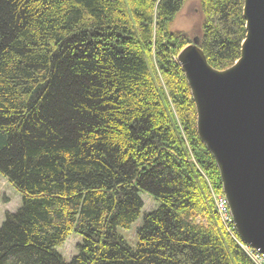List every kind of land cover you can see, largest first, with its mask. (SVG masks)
<instances>
[{"label": "trees", "instance_id": "16d2710c", "mask_svg": "<svg viewBox=\"0 0 264 264\" xmlns=\"http://www.w3.org/2000/svg\"><path fill=\"white\" fill-rule=\"evenodd\" d=\"M187 0H0V173L22 194L0 264H255L219 215L182 67ZM201 43L241 55L244 0H199ZM137 246L118 231L141 216ZM82 237L67 261L59 252Z\"/></svg>", "mask_w": 264, "mask_h": 264}, {"label": "water", "instance_id": "95a60500", "mask_svg": "<svg viewBox=\"0 0 264 264\" xmlns=\"http://www.w3.org/2000/svg\"><path fill=\"white\" fill-rule=\"evenodd\" d=\"M241 55L213 67L202 48L201 24L180 50L197 111V130L213 155L240 238L264 254V0H244Z\"/></svg>", "mask_w": 264, "mask_h": 264}, {"label": "rangeland", "instance_id": "374dc122", "mask_svg": "<svg viewBox=\"0 0 264 264\" xmlns=\"http://www.w3.org/2000/svg\"><path fill=\"white\" fill-rule=\"evenodd\" d=\"M200 8L199 0H187L184 8L176 16L172 29L174 31L188 34L190 39L193 36H199L197 31L199 30V25L202 20V11ZM141 197L144 202V208L138 221L133 224L129 230L122 228L118 229L119 233L123 235L128 243L134 248L137 246L138 242L137 227L142 223L144 213L156 209L159 205L158 202L148 193L142 192ZM21 205L22 194L0 173V227L5 220L6 212H15L21 207ZM81 242L82 237L80 235L76 233L72 234L58 250L67 261H70L71 258L78 253V245Z\"/></svg>", "mask_w": 264, "mask_h": 264}, {"label": "built area", "instance_id": "2783aa9c", "mask_svg": "<svg viewBox=\"0 0 264 264\" xmlns=\"http://www.w3.org/2000/svg\"><path fill=\"white\" fill-rule=\"evenodd\" d=\"M215 201H216V206H217V209H218L219 215L221 216L222 221L227 224L228 228H231V226H233V218H232L226 197L223 194H216ZM240 245L245 249V251L249 254V256L253 259V261L256 264H264V254L263 253L251 248L248 245H244V244H240Z\"/></svg>", "mask_w": 264, "mask_h": 264}, {"label": "bare ground", "instance_id": "6f19581e", "mask_svg": "<svg viewBox=\"0 0 264 264\" xmlns=\"http://www.w3.org/2000/svg\"><path fill=\"white\" fill-rule=\"evenodd\" d=\"M223 195H224V193H223ZM225 196V195H224ZM233 227L235 228V233H236V236L238 235V237H236V238H238V240H239V243L240 242H242L244 245H247L241 238H240V236H239V234H238V232H237V229H236V227H235V224H234V222H233ZM249 246V245H248ZM251 247V246H250ZM252 248V247H251ZM254 249V248H253ZM256 250V249H255ZM259 251V250H258ZM256 264V263H255Z\"/></svg>", "mask_w": 264, "mask_h": 264}]
</instances>
